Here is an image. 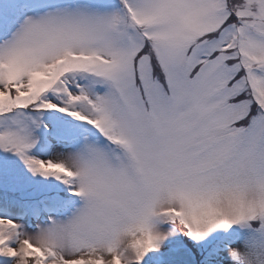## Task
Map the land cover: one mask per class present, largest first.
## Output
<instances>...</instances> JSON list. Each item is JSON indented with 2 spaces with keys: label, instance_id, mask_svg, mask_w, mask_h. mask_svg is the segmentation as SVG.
<instances>
[{
  "label": "snow or ice",
  "instance_id": "obj_1",
  "mask_svg": "<svg viewBox=\"0 0 264 264\" xmlns=\"http://www.w3.org/2000/svg\"><path fill=\"white\" fill-rule=\"evenodd\" d=\"M0 264H264V0H0Z\"/></svg>",
  "mask_w": 264,
  "mask_h": 264
}]
</instances>
